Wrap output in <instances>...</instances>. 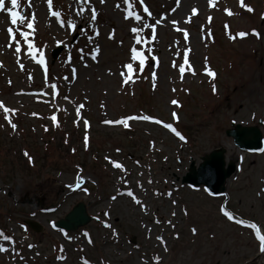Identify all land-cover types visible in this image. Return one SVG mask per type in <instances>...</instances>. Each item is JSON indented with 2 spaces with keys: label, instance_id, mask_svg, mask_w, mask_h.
I'll return each instance as SVG.
<instances>
[{
  "label": "rangeland",
  "instance_id": "374dc122",
  "mask_svg": "<svg viewBox=\"0 0 264 264\" xmlns=\"http://www.w3.org/2000/svg\"><path fill=\"white\" fill-rule=\"evenodd\" d=\"M117 2L121 0H107V4L102 6L98 0H92L101 12L97 22L102 33L99 40L102 53L97 64L91 61L92 46L86 44V38L80 31L73 33L71 30L60 29L58 23L54 22L55 18L49 17L46 0H33L34 6L31 9L27 7L26 0H21L20 11L23 14L30 19L31 13H36V43L40 47L44 44L48 46V82L58 83L61 95L53 96L44 81L42 69L38 66L24 59L22 62L25 64V71L22 72L11 53L4 54L11 58V62L0 69V101L6 107L19 111L15 116L9 114L18 125V131L13 133L0 109V230L14 235L16 250L25 257L26 264H82L83 259L91 261L96 256L94 246L99 249L95 259L105 258L110 264H142L144 260H148L149 264H156V256L161 258L162 264H258L264 257L261 258L258 242L251 230L228 222L219 208L226 204L240 219L264 227V193L261 192L264 189V153H241L234 146L233 140L225 134L232 123L256 126L260 120L263 122L261 129L264 134V20H261L264 15V0H245L255 10L251 14L239 8V0H220L217 5L219 11L210 8L208 0H181V8L175 13L172 12L175 0H144L154 18H169L162 26H157V41L148 45L155 49L154 54L161 64L159 69H155L150 61L144 73L148 79L141 78L134 86L130 85L123 91L118 73L121 65L127 61L128 50L134 41L128 31L129 25L122 21V14L114 10ZM133 2L137 5L135 11L144 15L146 22L154 23L153 18L143 13V5H140L139 0ZM54 4V10H62L66 14L65 18H71L73 11L80 7L76 0H54ZM193 7L198 9L199 15L193 17L190 25H186L183 21L191 14ZM225 9H231L239 15L230 18ZM209 16L213 18L211 25L207 23ZM171 20L180 21L179 26L188 29L190 43L183 41L182 32L175 31ZM49 23L52 24L51 27H48ZM225 25L228 27L225 28ZM8 26V17L0 15V46L6 42L5 29ZM20 27L21 30H27L26 26ZM113 28L116 30L115 42L107 39ZM252 29L259 31L262 39L250 36L233 42L228 38L229 33L250 32ZM88 31L91 32V28ZM149 31L145 30L146 39H151L147 35ZM76 33L80 34V38L71 46V38ZM57 41H66L68 47H65L56 63L51 64V52L57 47ZM120 41H123V46ZM176 41H180V44L177 45ZM24 47L26 50V46ZM188 47L192 49L189 54L190 62L198 75L192 77L186 72L185 80L181 83L178 71L171 65L174 59L178 65L182 63V58H177L175 53L180 50L182 57ZM68 48L72 49V62L78 68V79L74 84L60 79L68 75L71 80L70 66H64ZM78 48H84V61L79 59ZM0 52H4L3 47H0ZM205 58L207 64L218 74L214 81L216 94L212 92L210 78L203 75ZM1 60L5 58L0 57ZM84 62L90 67L83 68ZM109 69L117 75L109 76ZM153 70L158 74L155 91L151 82ZM29 74L33 77L32 81L28 80ZM9 79L12 81L11 85L8 83ZM172 88L177 91L173 93ZM38 93L44 95H36ZM64 96H68L75 105L85 104L82 117L76 116L74 104L64 100ZM173 99L180 101L182 107L173 106ZM101 104L104 108H101ZM53 105L61 111L57 113ZM105 111L108 113L107 117L104 115ZM172 111L179 115V124L191 130V135L187 136V144H183L162 126L149 122L133 123L130 131L120 126L103 124L106 118L116 120L140 113H151V116L162 122L174 123L170 114ZM33 113L36 115L33 116ZM53 114L58 118H65L84 136L86 130L83 123L76 127L74 121L87 119L91 125L87 135L94 139L91 141L93 151L89 150L85 156L77 155L85 149V145H81L80 140L76 139V159L66 157V160L72 162L70 169L65 167L53 171L39 166L26 176V169L21 170L18 164L20 165L22 150L26 151L27 144L37 148L53 146L43 138L33 140L31 134L34 133L31 129L34 128L40 137L43 124H50L49 117ZM253 114L255 119L252 118ZM26 128L30 129L31 134L26 133ZM26 136L29 138L28 143ZM108 138L115 140L105 144ZM152 142L156 145L155 149L151 147ZM116 145L123 146L119 154L113 148ZM221 147L227 150V162L239 157L241 159L236 174L227 181L226 194L208 197L203 187L181 185L179 179L185 175L192 161L198 165L202 156ZM51 150L50 148L48 154L52 153ZM105 155L127 167L129 175L124 177V181L120 179L124 174L110 168L104 159ZM77 158L78 162L88 160L87 172L80 175L84 177V187L90 194L72 192L66 187L69 183H75L78 172L72 165L77 162ZM91 180L95 183L89 182ZM148 180L153 183L148 184ZM138 183H142L147 189L146 194L140 191ZM126 189L134 191L148 206L147 215L142 212L141 206L135 205L127 196H118L116 202L111 200L118 191L127 192ZM156 191L165 194L173 191L171 199L176 200L177 205L173 206L166 195L154 196ZM23 200L25 203H22ZM79 202L88 204L91 216L109 219L119 233L118 242L110 230L103 229L94 222L85 227L86 230L67 233L68 238L65 237V232L51 228L52 222L64 218ZM185 208L188 216L183 215ZM105 211L110 213V218L103 216ZM172 211L177 212L175 218L170 215ZM156 218L165 223L155 225ZM168 219L176 224L174 230L166 225ZM32 220L46 228L43 234H36L28 228L26 221ZM20 224L25 226L27 232L19 228ZM144 225L152 228L153 232L148 233ZM192 228L197 229V235L192 234ZM85 231L91 235L94 246L88 245L86 238L82 236ZM177 234L180 239H173ZM149 235L151 239L147 238ZM157 235L165 237L168 252H164L163 245L156 241ZM24 236L28 239L25 240ZM29 243L37 247L29 250ZM0 245L11 249L10 243L2 237ZM61 245L64 248L62 253L59 250ZM36 252L40 255L35 256ZM61 255L68 259L57 260V256ZM0 264L22 262L10 254H0Z\"/></svg>",
  "mask_w": 264,
  "mask_h": 264
},
{
  "label": "snow or ice",
  "instance_id": "6c2138e0",
  "mask_svg": "<svg viewBox=\"0 0 264 264\" xmlns=\"http://www.w3.org/2000/svg\"><path fill=\"white\" fill-rule=\"evenodd\" d=\"M99 4L102 6H105L107 4V0H98ZM220 0H208V5L210 8L216 9L219 11L220 9L217 7ZM76 3L80 5V7L77 10H74L72 13L71 18H65V13L62 10H54L55 4L54 0H46V11L50 18H55L54 22L58 23V26L60 29H63L65 31L71 30V32H77L80 31L81 34L86 38V44L91 45L90 53H91V61L99 64L98 57L101 56L102 53V45L100 44L99 40L102 35L99 24H98V17L101 16V12L97 10L95 5L92 3V0H76ZM140 5H143L142 11L143 13L147 14V17H151L154 19V23H148L146 22V18L144 15H142L139 12L135 11L136 4L133 2V0H121V2H117L114 4V10L118 11L122 14L121 18L122 21L129 25L128 31L132 36L133 43L130 46L128 50V59L125 63L121 65V69L118 73L119 77L121 78V90L123 91L127 87L134 86L136 83L139 82L141 78L144 80H147L148 77L144 75L145 71L149 67V62L154 61L155 62V69H159L161 61L158 58L157 55L154 54L155 49L153 47H150L148 45H151L153 42L157 41V26H162V24L166 21H168L167 16H162L160 18H154L153 13L149 10V7L144 4V0H139ZM26 5L29 9H31L34 6L33 0H26ZM123 5H126L125 8ZM21 8V0H0V15H4L8 17L9 19V26L6 27L5 33H6V42L0 46L4 48V52H0V55H4L5 53H11V55L14 58L15 63L18 65V68L20 71H25V64L22 62V60L27 59L30 61L33 65L38 66L40 69H42V75L44 78V81L47 84L48 89L51 90V93L54 97H59L61 95L58 83L56 82H48L49 81V65H48V59L46 54L47 44H44L42 47L38 46L36 43V34H37V16L36 13H31L30 19L27 15L23 14L20 11ZM181 8V0H175V7L172 8V12L175 13L178 9ZM239 8L243 9L247 13H254V8L249 6L245 3V0H239ZM226 15L228 17H234L238 16L239 13L233 12L231 9H225ZM87 13V16H86ZM199 15L198 9L193 7L191 9V14L183 21L184 24L190 25L193 22V17H196ZM261 20H264V15L261 16ZM213 21V18L211 16L208 17L207 23L211 25ZM171 25L174 27L175 31L182 32L183 34V41L189 42V31L187 28H181L180 21L178 20H171ZM20 26H26L27 30H21ZM52 24L49 23L48 27H51ZM228 25H225V28H227ZM91 28V32L88 31V29ZM145 30H150L147 35L151 37V39H146L145 36ZM203 31V29H201ZM255 37L257 40L262 39V34L257 31L256 29H252L250 32L248 31H239L236 34H228L229 40L235 42L237 39L239 40H245L248 37ZM22 39H20V38ZM107 39L109 41L115 42L116 39V30L113 28L111 32L108 34ZM64 44L65 47H68L66 41H57V45ZM176 44L179 45L180 41H176ZM120 45L123 46V41H120ZM26 46V50L25 47ZM171 50V49H170ZM192 49L191 47H188L187 51L183 52V55L181 57V51L178 50L175 53V56L177 58H182V63L177 64L176 60L174 59L172 61L171 67L173 69H176L179 73L180 82L183 83L185 80L186 72L189 73L192 77H196L198 75L197 71L193 67L192 63L190 62V56ZM77 53L79 56V59L81 61H84L85 59V51L84 48H78ZM206 63L204 65V72L203 75L210 78V82H212V92L213 94H216L217 87L214 81L217 79V72L212 70V68L207 64V58H205ZM65 67L70 66V74H71V80L68 75H64L62 78L63 81L68 82L69 84H74L76 80L78 79V68L73 65L72 62V49L68 48L67 58L64 62ZM5 67L3 61H0V69H3ZM82 67L87 69L90 67V65L87 62H84L82 64ZM109 76L117 75V73L113 72L111 69L108 71ZM33 77L31 74L28 75V80L32 81ZM157 81H158V74L156 70L151 71V82H152V89L153 91L156 90L157 87ZM9 85H11L12 81L9 79L8 81ZM171 91L175 93L177 91L176 88H172ZM25 95H34L33 93H24ZM17 95H21V93H17ZM36 95H44V93H38ZM132 95H135V92H132ZM64 100L68 101L69 103H73L75 107V113L77 117H82V110L85 108V104L81 103L78 105H75L74 101H70L68 96L63 97ZM87 102V101H86ZM171 104L175 106L176 108H181L182 105L180 102L176 99L171 100ZM53 107L56 109V112L58 113L61 111L59 107L56 105H53ZM101 108H104V105L101 104ZM0 109L3 110L4 119L7 122L8 126L11 128L13 133H16L18 131V125L17 123H14L13 120L10 118L11 114L12 116H15L18 109H13L6 107L3 101H0ZM66 112L67 109H64ZM171 117L173 118L175 124H179L180 117L175 112L172 111ZM36 113H33V116H35ZM105 117H107L108 113L104 112ZM40 119H43V117H39ZM253 119H255V114H253ZM50 121L52 122L53 126L56 129H59L61 127V124L58 120V116L56 114H53L49 117ZM139 122H149L156 126H162L164 129L168 130L169 133L174 135L176 138L179 139V141L183 142V144H187L188 140L187 138L177 130V127L174 126L173 123H167L162 122L159 118H154L151 115L140 113V114H130L127 116H123L119 119L112 120V119H104L103 124L109 125V126H120L125 130H131L133 123H139ZM76 127H80L81 123H83V126L86 130V134L84 136L83 143L85 145V151H88L89 146V136L87 135V130L91 127L90 122L87 119H77L74 121ZM35 131V129H33ZM44 131L48 132L49 128L47 126H44ZM68 141L65 140V143ZM151 147L153 149L156 148V145L154 142L151 143ZM261 153H264V148L259 149ZM115 152L119 154L121 152V149L116 148ZM72 154H76V149H72ZM24 156L28 157L29 162H32V157L29 155L27 151L24 152ZM105 161L111 166L112 169L119 170V172L123 173L124 176H121V181H124V177L129 175L127 168L124 164L121 162H117L113 160L110 156L105 155L104 157ZM165 160H167V157H165ZM139 165V161L136 162ZM75 168L78 170V173L75 177V183H69L66 185L67 188H69L72 192L76 191H82L85 194H90L88 189L84 187L85 179L83 176L80 175V173L84 172L83 167L80 166V164H76ZM141 176H143V173H140ZM91 183H95L94 180L89 181ZM152 180H148V184H152ZM167 183V181H165ZM138 188L141 192L147 193V189L144 188V185L142 183H138ZM196 191H199V189H194ZM204 192H206L208 197H212L214 193L212 191H209L208 189H204ZM262 193H264V189L261 190ZM156 197H162L166 195L170 200L171 204L173 206L177 205V201L174 199H171L173 197V191H168L166 194L162 193L160 191H156L153 193ZM119 197L127 196L131 198V201L134 202L135 205L141 206L142 212L147 215L149 212L148 206L143 203V201L138 198L134 191L128 190L127 192L118 191L117 195H113L111 197V200L113 202H116ZM219 212L222 214L224 218L228 222H232L235 225H242L246 229L251 230V232L254 235V239L258 242V250L259 253L264 254V227L258 226L254 222H249L240 218H237V216L228 209L226 204H222L219 208ZM35 215V213H33ZM171 217L175 218L177 216L176 211L171 212ZM183 215L188 216V210L185 208L183 210ZM103 216L106 218H110V213L108 211H105L103 213ZM97 221L105 228L111 231L112 235L116 237V242H118L119 239V233L117 230L113 227L112 223L109 222V219H101L100 216L96 217ZM155 225L161 226L165 222L161 221V219L156 218L154 221ZM166 225L168 227H171L173 230L176 228V224L173 223L172 219H168L166 221ZM51 227L53 229L56 228L55 222L52 223ZM144 227L147 229L148 233H152L153 229L148 227L147 225H144ZM19 228L22 229L24 232H27V229L23 224L19 225ZM192 234L195 236L198 234L196 228L191 229ZM66 238L67 233L64 234ZM82 236L86 238V242L88 245L94 246V241L91 237V235L85 231L82 233ZM0 237L3 238V240L8 241L11 245V249L9 247H4L0 245V254H10L14 259H18L22 264H26L25 257L21 254V252L16 250L17 247V241L14 238V235H8L5 233L4 230H0ZM148 239H151V235L147 237ZM24 239L27 240L28 237L24 236ZM173 239H180L179 234L173 237ZM156 241L159 242L160 245H163V251L168 252V246L167 241L165 240V237L163 235H157ZM37 245L34 244H27V248L29 250H32L36 248ZM60 252H64V248L61 245L60 246ZM139 250V246H137V251ZM80 251H83V249H80ZM40 253L36 252L35 256H39ZM68 258L65 255L57 256V260L60 261H66ZM156 264H162L161 258L159 256L155 257ZM82 264H90V261L87 259H83ZM101 264H104L103 261H101ZM142 264H149L148 260H144Z\"/></svg>",
  "mask_w": 264,
  "mask_h": 264
},
{
  "label": "water",
  "instance_id": "95a60500",
  "mask_svg": "<svg viewBox=\"0 0 264 264\" xmlns=\"http://www.w3.org/2000/svg\"><path fill=\"white\" fill-rule=\"evenodd\" d=\"M238 132L239 134H229V135H233L235 137L236 143L241 147V148H258L260 147V142H261V133L259 132L258 129L256 128H252V129H243L238 127ZM210 164H216L215 167L214 166H210L208 169L212 172V176L206 177V181L207 180H211L213 183L210 184L212 188L215 187V182L217 180H215V175H214V171L216 170V166L221 170V172L224 174V177L222 178V181L225 180L227 177H229L233 171H234V167H230L228 172H225L223 170L224 167V163H223V154L222 152L219 153H214L213 155H211L210 157L205 159V163L203 164L202 167H207V165ZM205 180V179H204ZM221 181V182H222Z\"/></svg>",
  "mask_w": 264,
  "mask_h": 264
},
{
  "label": "bare ground",
  "instance_id": "6f19581e",
  "mask_svg": "<svg viewBox=\"0 0 264 264\" xmlns=\"http://www.w3.org/2000/svg\"><path fill=\"white\" fill-rule=\"evenodd\" d=\"M0 57H4V58H5V60H1V61H3L4 65H6V64H10V62H11V58H10L9 56L0 55ZM259 264H264V261H263V260L260 261Z\"/></svg>",
  "mask_w": 264,
  "mask_h": 264
}]
</instances>
